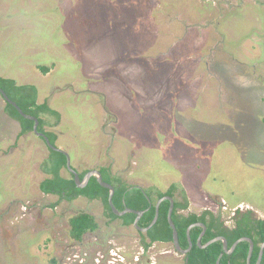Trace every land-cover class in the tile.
Listing matches in <instances>:
<instances>
[{"label": "rangeland", "instance_id": "obj_1", "mask_svg": "<svg viewBox=\"0 0 264 264\" xmlns=\"http://www.w3.org/2000/svg\"><path fill=\"white\" fill-rule=\"evenodd\" d=\"M0 76L41 86L60 115L45 129L79 172L179 183L198 213L219 191L264 212V0H0ZM4 107L0 95V146L14 130ZM28 141L39 164H0V264H183L172 243L145 253L100 200L53 208L39 187L50 151ZM78 211L99 224L82 243Z\"/></svg>", "mask_w": 264, "mask_h": 264}, {"label": "trees", "instance_id": "obj_2", "mask_svg": "<svg viewBox=\"0 0 264 264\" xmlns=\"http://www.w3.org/2000/svg\"><path fill=\"white\" fill-rule=\"evenodd\" d=\"M40 69H42V71L45 73L49 71V68L46 67H40ZM0 86L13 101L17 102V104L26 114L35 116L40 120L39 131L46 133L51 143L55 145L57 137L54 133L46 132L44 130L46 122L44 121V117L42 115L52 114L57 119V122L60 121V115L47 103H38L39 95L36 87L32 85H18L13 79L1 77ZM5 109L11 117L15 118L21 124L20 137L28 133H33V135L36 136L33 131L35 124L34 121L24 118L10 103L6 102ZM41 139L47 149L50 151L51 155V159H49L48 162H44L45 164L43 165V168L52 175L51 178L41 182V191L46 194L59 195L61 200H73L79 195H84L91 199H100L105 205L107 209V215L111 218V220L118 219V216L114 214L109 203L110 190L102 187L95 177L85 189H79L76 186L73 178L70 179L62 175L63 169L68 170L66 155L52 150L47 145L45 140L43 138ZM50 165L51 168H49ZM85 174L86 172L82 173L81 176L83 177ZM103 174L104 180L112 184L116 189L113 202L118 210H123L126 207L136 210L148 209V211L139 221L140 227L145 228L153 221L156 213L155 204L158 199L166 195L172 196L176 200L173 221L177 227L179 241L182 248L189 246L187 240L188 227L193 223L203 222L208 228L203 243L204 241H208L216 236L222 235L227 238L229 246L231 247L239 238L250 237L255 243V250L251 262L252 264L257 263L260 245L264 242V218H254L250 212L245 214L238 212L236 217H234V225L232 227H227L224 222L221 221L220 216L216 217L210 211H206L201 215L195 213L184 215L179 213L180 209H187L189 206V200L187 198L186 191L179 185V183L178 185L177 183H173L164 192L157 190V195L155 196L154 189H145L137 185H127L122 182L120 178L112 177L109 171V175H106L105 173ZM178 192H181L179 194V199L176 197ZM225 195L227 198L229 197V193ZM235 202L236 203L231 204L232 208L237 206L241 200L237 199ZM151 203H153V206H151ZM169 208L170 201H164L160 206V216L158 222L152 229L149 230L147 234L141 233L142 245L145 253H147L150 247L156 242H173V230L168 222ZM135 218V214H127L122 217L124 225L127 226L133 225ZM70 225V235L73 240L78 242L83 240L85 234L95 232L99 229V224L96 218L92 214L86 212H82L72 217L70 219ZM202 230L203 229L199 227L192 228L191 237L194 242V248L192 249L190 255L187 256L185 264H217L220 255L224 252L222 242L213 243L206 249H202L196 245V240L199 238ZM249 250V242H241L232 254L228 255L224 253L220 264H247ZM261 264H264V254Z\"/></svg>", "mask_w": 264, "mask_h": 264}, {"label": "flooded vegetation", "instance_id": "obj_3", "mask_svg": "<svg viewBox=\"0 0 264 264\" xmlns=\"http://www.w3.org/2000/svg\"><path fill=\"white\" fill-rule=\"evenodd\" d=\"M37 68H38V70H40L41 72H42V75L43 76H48L49 74H51L52 73V68H49V67H47V66H43V68L44 67H46V68H49V71L47 72V73H45V72H43L42 71V69H40V67L41 66H39V65H37L36 66ZM1 77V76H0ZM1 78H6V77H1ZM6 79H11V78H6ZM26 85H30V84H26ZM32 86H34V85H32ZM1 87V86H0ZM35 87H36V89L38 90V95H39V89H38V86H36L35 85ZM2 88V87H1ZM3 89V88H2ZM2 97V96H1ZM49 98V97H48ZM3 99V101H4V103H5V108H6V100L4 99V98H2ZM11 99V98H10ZM8 103V102H7ZM17 103V102H16ZM38 103H39V97H38ZM44 103H47L48 105H49V103H48V99H46L44 102H42V103H39V104H44ZM50 106V105H49ZM5 111H6V109H5ZM6 113H7V111H6ZM7 114H9V113H7ZM48 115H51V116H54V115H52V114H45V115H42L43 117H44V121L46 122V125H45V127H44V130L46 131V132H51V133H54L53 131H51L50 129H45L46 127H48V126H53V123H54V128H55V126L57 125V124H59L60 123V121L59 122H57V119H56V124H55V121H49L48 120V118L49 117H47ZM55 117V116H54ZM15 119V118H14ZM19 122V121H18ZM20 124V123H19ZM20 126H21V124H20ZM43 133V132H42ZM28 134H33V133H28ZM46 134V133H45ZM55 135H56V137H58V134L55 132L54 133ZM37 136V135H36ZM23 137V136H22ZM22 137H20V135H19V137L17 138V140L14 142V144L13 145H11V147H10V150H9V152H7V155H13V152L14 151H16V150H18V149H23L22 147H23V145L21 146V138ZM39 137V136H38ZM39 138H42V137H39ZM44 139V138H43ZM22 144H23V141H22ZM3 157V156H2ZM4 159H1V161L0 162H2ZM48 161V160H47ZM19 164H21V160H20V162H19ZM115 166V165H114ZM112 164H111V166L110 165H105V164H101L100 166H99V164H97V165H95L94 167H92L89 171H91V170H94V169H97V170H99L101 173H102V175H103V178H104V172L102 171V169L100 168V167H102V168H105L106 170H108L109 171V173H110V175L112 176V177H116V178H120L121 180H122V182H124L125 184H127V185H137V186H139V187H142V188H145V189H154V192L156 191V190H158V191H160L161 189H159V188H157L156 186V184H154V183H152V182H150L149 181V183H146V184H141L136 178H133V182L131 183V181H130V183L128 182V181H126L123 177H121V176H118V175H116L115 174V172H114V170H113V167H114ZM72 167H73V165H72ZM21 168V167H20ZM74 168V167H73ZM22 169V168H21ZM44 169V168H43ZM68 169V168H67ZM75 169V168H74ZM76 170V169H75ZM45 173H47V174H49V176L48 177H46L44 180H46V179H48V178H51L52 177V175L50 174V173H48L47 171H46V169H44L43 170ZM67 172H68V174H69V176H65L64 174H62L63 176H65V177H68V178H73L74 179V181H75V178H74V175L69 171V169L67 170ZM76 172L79 174V176H80V178H81V180H83V178H84V176L88 173V172H86V174L82 177L81 176V174L82 173H85V172H79L78 170H76ZM94 177H92L91 178V180L93 179ZM135 179L137 180L136 182L137 183H135ZM144 179V178H143ZM44 180H42L41 182H43ZM91 180H90V182H91ZM145 180H147V179H145ZM105 181V180H104ZM90 182H89V184H90ZM76 183V182H75ZM99 183V182H98ZM109 183V182H108ZM41 184V183H40ZM88 184V185H89ZM87 185V186H88ZM112 185V184H111ZM76 186H77V184H76ZM86 186V187H87ZM171 186V185H170ZM169 186V187H170ZM40 187V186H39ZM78 187V186H77ZM85 187V188H86ZM168 187V188H169ZM79 188V187H78ZM85 188H79V189H85ZM115 188V187H114ZM167 188V189H168ZM41 190V189H40ZM115 192H116V189H115ZM44 193V192H43ZM181 192H178L177 194H176V197H177V199H179V194H180ZM45 195H52V196H57L59 199H58V201L57 202H55L54 204H53V208H57V207H59L61 204H62V202H64V201H66V202H68V203H71V202H78V201H80V200H86V201H88L89 203H93V202H96V201H99L100 199H91V198H88L87 196H84V195H79L78 197H76L75 199H73V200H67V199H60V196L59 195H55V194H46V193H44ZM166 196H168V195H166ZM164 197V196H163ZM170 197H172V196H170ZM173 199H174V201L176 202V200H175V198L174 197H172ZM208 198L210 199V202L208 203V204H210L211 205V202L213 203V204H216V208H218L217 209V211H215L214 210V208H212L211 206H208V204L206 203V201L208 200ZM114 199V198H113ZM161 199V198H160ZM205 199V202L204 203H206L205 205H203V207L204 208H202L201 209V211L198 213V212H194L193 210H192V205H191V203L189 202V206H188V208L187 209H180L179 210V213H181V214H184V215H188V214H190V213H195V214H199V215H201V214H203L204 212H206V211H210L213 215H215L216 217H218V216H220L221 217V221L222 222H224V224L227 226V227H232L233 225H234V217H236V215H237V213L238 212H240L241 214H245V213H252V215H253V217L254 218H264V212L263 211H259L258 212V210L256 209V205L253 203V202H251V201H244V200H241V199H239V200H241V202L237 205V206H235V207H231V204L232 203H236L235 201H237V199H234V200H232L231 198H227L226 197V195H223V193L222 192H216V193H212L211 194V196H208V197H206V198H204ZM159 200V199H158ZM8 201H10V204L11 203H13L14 201H16V199H12V200H8ZM101 201V200H100ZM166 201V200H165ZM169 201V200H168ZM158 202V201H157ZM157 202H156V204H157ZM164 202V201H163ZM162 202V203H163ZM9 203V202H8ZM101 203H102V205L104 206V209H105V211H107V209H106V207H105V205L103 204V202L101 201ZM114 203V202H113ZM21 204H23V203H21ZM156 204H155V209H156ZM111 206V205H110ZM151 206H153V203H151ZM161 206V205H160ZM206 207V208H205ZM133 209V208H132ZM170 209V208H169ZM175 209V208H174ZM123 210H125V208L123 209ZM123 210H119V211H123ZM148 211V209H146V212ZM82 212H86V211H78L77 213H75L72 217H74V216H76V215H78V214H80V213H82ZM86 213H89V212H86ZM169 213V212H168ZM174 213V212H173ZM232 214V216L230 217V222L229 221H227V220H225V215L226 214ZM89 214H91V213H89ZM128 214H132V213H128ZM93 215V214H92ZM127 215V214H126ZM145 215V214H144ZM94 216V215H93ZM125 216V215H124ZM160 216V215H159ZM71 217V218H72ZM95 217V216H94ZM123 217V216H122ZM122 217H118V219H122ZM137 217V216H136ZM70 218V219H71ZM96 218V217H95ZM172 218H173V216H172ZM136 219V218H135ZM97 220V219H96ZM116 220V219H115ZM123 220V219H122ZM159 220V219H158ZM169 222V221H168ZM69 223H70V221H69ZM196 223H203V222H196ZM205 224V223H204ZM206 225V224H205ZM125 226H127V225H125ZM130 226H133L137 231H138V233L140 234V237H141V233L142 232H140L135 226H134V223H133V225H130ZM199 227V226H198ZM207 227V226H206ZM143 228V227H142ZM172 228V227H171ZM199 228H202V227H199ZM203 229V228H202ZM70 230H71V225H70ZM173 230V229H172ZM207 230H208V228H207ZM96 232V231H95ZM202 232H203V230H202ZM201 232V233H202ZM91 233H94V232H91ZM87 234H89V233H87ZM87 234H85V236L87 235ZM142 234H147V233H142ZM206 234H207V231H206V233H205V235L203 236V238H202V244L201 245H204V244H206L207 242H209L210 240H212V239H214V238H216V237H225V236H222V235H220V236H216V237H214V238H212V239H210V240H208V241H204V243H203V240H204V238H205V236H206ZM201 235V234H200ZM85 236H84V238H85ZM200 237V236H199ZM72 238V237H71ZM84 238H83V240L82 241H80V242H78V241H75V242H78V243H82L83 241H84ZM192 238V237H191ZM226 238V237H225ZM174 239V238H173ZM227 239V238H226ZM187 240H188V247H185V248H182L183 250H188L189 249V247H190V242H189V239H188V237H187ZM180 242V241H179ZM217 242H222V241H217ZM141 243H142V237H141ZM157 243H159V244H168V243H164V242H156V243H154V244H157ZM169 243H172V245H173V251H174V253H176V255H178L180 258H181V260H182V262H183V264H185L186 263V260H187V256H189L190 255V253H191V251H192V249L194 248V242H193V240H192V248H191V250L190 251H188L187 253H183V252H179L177 249H176V247H175V245H174V240H173V242H169ZM214 243H216V242H214ZM153 244V245H154ZM213 244V243H212ZM211 244V245H212ZM255 244V243H254ZM263 244V243H262ZM261 244V245H262ZM196 245H198L200 248H202L201 246H200V243H199V238L196 240ZM222 245H223V242H222ZM261 245H260V247H261ZM210 246V245H209ZM152 247V246H151ZM150 247V248H151ZM230 247V246H229ZM207 248V247H206ZM206 248H202V249H206ZM255 250V249H254ZM148 252V251H147ZM264 254V253H263ZM259 258V257H258ZM248 259V258H247ZM263 259V258H262ZM258 261V260H257ZM257 264V263H256Z\"/></svg>", "mask_w": 264, "mask_h": 264}, {"label": "water", "instance_id": "obj_4", "mask_svg": "<svg viewBox=\"0 0 264 264\" xmlns=\"http://www.w3.org/2000/svg\"><path fill=\"white\" fill-rule=\"evenodd\" d=\"M0 93L3 96V98L8 103H10L12 106H14L24 118H26L28 120H32V121L35 122L34 127H33V131H34V133L37 136L44 138L45 142L47 143V145L52 150L57 151V152H61V153H63V154L66 155V157H67V168L74 175L75 182H76V184H77V186L79 188H85L89 184L91 178L92 177H95L97 179V181L99 182V184L102 187L110 190L109 203L111 205V208H112L114 214H116L118 217H122V216H124V215H126L128 213L135 214L137 217H136V219L134 221V226L140 232H142V233H148L149 230L154 227V225L158 222V219H159V215H160V205L162 204L163 201L169 200L170 201V209H169V213H168V221H169L170 226L173 229L174 245H175L176 249L179 252L187 253L188 251L191 250V248H192L191 230H192V228L199 226V227H202L203 228V232L201 233V235L199 237V243H200V246L202 248H206L209 245H211L212 243L217 242V241H222L223 242L224 252L220 255V257H219V259L217 261V264H220V261H221L223 255H224V253L225 254H228V255L229 254H232L236 250L237 246L241 242H249V244H250V250H249V254H248L247 264H252L251 259H252L253 253H254L255 244H254V241L250 237H241V238H239L237 241L234 242V244L231 247H229V242H228V240L225 237H216V238L210 240L209 242H207L206 244L201 245L202 244V238H203V236L205 235V233L207 231V227H206V225L204 223H193V224H191L188 227V229H187V237H188L189 242H190V247H189L188 250H183L181 248V245H180V242H179V235H178L177 227H176V225H175V223L173 221V218H172L173 212H174V208H175V201L170 196H164V197H162L161 199L158 200V202L156 204V213H155V217H154L153 221L151 222V224L149 226H147L145 228L140 227L139 226V221L142 219V217L146 213V210H136V209H132V208L126 207L125 210L119 211L116 208V206L114 205V203H113V198H114V195H115V188L110 183L104 181L103 175H102V173L99 170L94 169V170L89 171L84 176L83 180H81L79 174L72 167L71 157L69 156V154H67L66 152H64L60 148H58L55 145H53L51 143L49 137L45 133H42V132L39 131L40 120L37 117H35V116L26 114L23 111V109L15 101H13L12 99H10V97L7 95V93L1 87H0ZM263 253H264V242H263V244L260 247L259 258H258L257 264H261L262 263Z\"/></svg>", "mask_w": 264, "mask_h": 264}, {"label": "crops", "instance_id": "obj_5", "mask_svg": "<svg viewBox=\"0 0 264 264\" xmlns=\"http://www.w3.org/2000/svg\"><path fill=\"white\" fill-rule=\"evenodd\" d=\"M53 69V67H52ZM36 70H38V68L36 67ZM39 71V70H38ZM41 73V72H40ZM42 74V73H41ZM50 75V74H49ZM14 80V79H13ZM16 81V80H15ZM17 82V81H16ZM30 85H34L35 84H30ZM38 89H39V102H44L46 99H48V97H44L43 99L41 98V86L37 85ZM44 100V101H42ZM4 113L6 114V116H8L10 118V125H6V128H9L8 126H10V130L13 132L11 134V137L5 141H3L5 143L4 146H0V161L1 159L6 158L7 152H9L11 145L14 144V142L17 140V138L19 137L20 133H21V126L19 124V122L14 119L13 117H11L9 114L6 113L5 111V107H4ZM9 130V132H10ZM51 130V129H50ZM52 131V130H51ZM55 131V130H54ZM31 134H26L23 135V137L21 138V146L23 145V149H18L16 151L13 152V154L15 155V157L17 158L16 160L18 161V165H20L19 167L21 168H25L26 167V163L29 161V165H34L35 163L40 162V158H37V156H34L35 154H38L34 148H30L28 138ZM5 139V138H4ZM23 141V144H22ZM3 156V157H2ZM30 159V160H29ZM19 160H21V162H23L22 166L21 164H19ZM1 164V162H0Z\"/></svg>", "mask_w": 264, "mask_h": 264}]
</instances>
